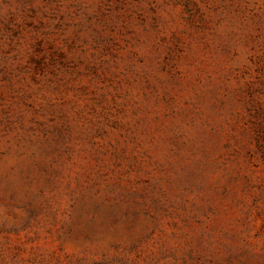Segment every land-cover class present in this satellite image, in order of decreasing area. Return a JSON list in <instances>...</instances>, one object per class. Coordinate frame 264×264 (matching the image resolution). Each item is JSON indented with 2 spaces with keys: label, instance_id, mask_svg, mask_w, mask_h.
Instances as JSON below:
<instances>
[{
  "label": "rangeland",
  "instance_id": "1",
  "mask_svg": "<svg viewBox=\"0 0 264 264\" xmlns=\"http://www.w3.org/2000/svg\"><path fill=\"white\" fill-rule=\"evenodd\" d=\"M0 264H264V0H0Z\"/></svg>",
  "mask_w": 264,
  "mask_h": 264
}]
</instances>
